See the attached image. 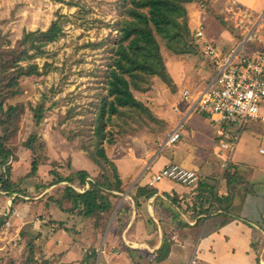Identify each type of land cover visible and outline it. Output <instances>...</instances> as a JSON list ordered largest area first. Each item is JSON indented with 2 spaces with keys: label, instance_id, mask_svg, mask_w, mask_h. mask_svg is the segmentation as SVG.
Segmentation results:
<instances>
[{
  "label": "rangeland",
  "instance_id": "374dc122",
  "mask_svg": "<svg viewBox=\"0 0 264 264\" xmlns=\"http://www.w3.org/2000/svg\"><path fill=\"white\" fill-rule=\"evenodd\" d=\"M207 1L211 12L202 10L201 4L189 8L192 31L200 17L211 44L224 45V49L238 45V32L220 22L225 17L220 9H212L215 1ZM251 1L242 2L251 5ZM123 5V0H0V49L15 46L24 32L46 29L55 19H59L62 26L59 37L41 46L42 54L33 59L39 66V73L22 78L19 94L9 99L10 103L22 104L24 110L15 119V124L6 130L8 138L5 145L14 154L6 165L0 164V176L5 174L16 188L21 189V193L5 198L6 191L0 187V214L6 217L0 229V264H103L104 233L109 228L112 231L118 228L114 211L123 197L128 198L126 195L138 180L136 176L145 167V158L140 156L142 149L147 143L154 142L156 145L153 146L157 147L154 153H158V143L164 144L167 133L180 119L176 112L173 113L171 107L174 106L171 104L183 101L181 91L184 86L195 94L208 85L204 83L205 73L211 69L206 67V57H202L198 50L195 53L172 54L160 39L166 71L178 87L176 93L169 92L166 85L155 78L157 89L154 92L132 90L136 99L145 104L155 119L143 112H126L104 117L98 122V104L106 93V73L113 55L111 46L118 35L114 23L121 16ZM255 12L258 16L263 14L264 18V0H257ZM219 24L224 27L223 30H219ZM260 30L257 35L264 38V20ZM213 35H217L218 39ZM191 77L203 82L202 85L198 82L194 87L189 81ZM39 105H42V118L36 124L32 108H39ZM197 111L194 109L192 114ZM102 124L100 141L105 153L116 162L123 179H129L122 192L114 191L120 198L113 199L115 208L103 233L94 240L97 256L89 258L92 243L89 241L94 239L90 229L92 219L86 222L82 215L70 212V203L65 195L71 192L69 187L84 191L93 179L95 165L83 150L86 146L92 148L95 145L97 136H94V127ZM3 132L0 129V134ZM107 139L113 142L109 144ZM32 141H37L35 148H27L26 145ZM39 141L43 144L37 147ZM247 143L245 150L251 149L254 159L264 160V154L258 151L264 148V140L252 137ZM165 150L170 148L166 147L162 153ZM34 159L38 163L37 170L31 174ZM161 160L160 156L155 158L154 164ZM103 169H110V173L114 170L108 163ZM77 170H85L89 174L84 185H79L76 175L72 174ZM130 173L132 176L128 177ZM59 176L67 180L56 181ZM166 179L182 185L180 181ZM18 195L21 197L12 202L13 197ZM256 208L240 203L236 214L243 216L242 211L251 220H260L262 210L258 207L255 211ZM137 224L135 222L133 228ZM261 226H264L263 222ZM175 229L173 224L168 225L167 233L180 237V232ZM89 230L91 233H88Z\"/></svg>",
  "mask_w": 264,
  "mask_h": 264
},
{
  "label": "trees",
  "instance_id": "16d2710c",
  "mask_svg": "<svg viewBox=\"0 0 264 264\" xmlns=\"http://www.w3.org/2000/svg\"><path fill=\"white\" fill-rule=\"evenodd\" d=\"M123 2L122 14L114 23V29L117 30L118 35L111 46L113 55L106 73V93L98 104V122L104 117L110 118L113 115L126 112H137V114L143 112L155 119L145 104L136 99L132 90L145 89L146 92L150 90L154 92L157 89L154 79L158 78L166 85L169 92L176 93L178 87L173 84L166 71L159 40L164 42L165 48L172 54L195 53L198 50L202 55L199 44L193 38L189 8L191 5L201 4L202 10L211 12L207 0H123ZM216 18L219 19V16L216 15ZM220 22L232 27V24L225 23L224 19ZM61 31V23L59 19H55L46 29L24 32L15 46L0 49V129L4 130L0 134V164L6 165L8 159L13 157V151L5 145L8 138L6 130L10 125L15 124V119L24 110L22 104L10 103L9 99L19 94V84L22 78L39 73V66L33 62V59L42 54L41 46L56 40ZM24 61H28V63L22 64ZM141 85L144 86L141 87ZM32 110L35 123L39 124L42 118V105H39V108H32ZM128 116H130L129 113ZM103 126L102 124L94 127V136H97L95 145L92 148L86 146V149L83 150L95 165V176L88 182L89 186L83 192L69 187L71 192L65 195L66 200L70 203L68 210L82 215L84 219H92V229L100 234L103 233L115 208L114 200L120 198V195L114 191H123L116 163L106 155L100 141ZM36 142L32 141L26 147L34 149ZM112 142L113 140L107 139V143L111 144ZM41 144L43 142L39 141L37 147ZM107 163L113 166L114 170L111 173L110 169L106 171L103 169ZM37 164L34 159L31 163V174L36 172ZM72 174L76 175L79 185H84L85 178L89 176L85 170H77ZM4 175L0 176V187L6 191L5 198L16 192L21 193V189L16 188V185ZM224 177L228 185L232 183L236 175L234 171H225ZM57 180L67 179H62L59 176L56 178ZM210 180L211 178L200 179L194 185L182 183L184 187L189 188L188 192L164 193L165 199L160 196L154 198V219L159 222H156L152 217L145 216V224L152 227L154 235L158 234L159 224L162 229L160 246L152 253L147 252V254H153L156 262L162 261L168 255L173 243L166 231L169 224L186 225L189 220L197 222L212 210L220 208L226 211L231 207L230 197L234 196V188L228 186L233 190V193L228 192L226 195H220L217 186ZM155 192L156 188L153 185L141 184L140 181L134 183L130 189V195L136 208L135 221L143 219L140 207L142 205L146 207L147 201ZM19 195L13 197L12 202H15L17 197L20 198ZM131 208L126 200L115 212L114 220L118 224V230L115 231L117 236H121L125 226V217L130 215ZM166 216H170L169 224L164 221ZM5 218L0 214V229L5 223ZM89 248L91 250L89 258L97 256L96 248L93 245ZM85 257L87 259V256Z\"/></svg>",
  "mask_w": 264,
  "mask_h": 264
},
{
  "label": "crops",
  "instance_id": "0c3cea01",
  "mask_svg": "<svg viewBox=\"0 0 264 264\" xmlns=\"http://www.w3.org/2000/svg\"><path fill=\"white\" fill-rule=\"evenodd\" d=\"M212 1H215L212 3L215 7L212 6V9L218 8V10H221L226 4V0ZM238 1L242 2L246 0ZM242 3L247 7H254L255 10L257 0L251 1V5H247L244 2ZM193 6L194 5H191V7ZM192 13H194V11ZM224 19L225 23L231 25L228 17ZM196 22L194 24H196ZM221 29L223 30L224 27L219 24V30ZM213 37H217L218 39L217 35H213ZM219 43L222 44V42ZM215 47L224 50V45ZM206 65V67L211 69L210 72L208 71L205 73L204 83L207 85L213 79L215 69L208 61H206ZM189 81L192 82L194 87H196L198 82L201 85L203 83L200 82V80L195 81V78L193 80L192 77ZM184 88L186 87L184 86ZM171 105L174 106V108L171 107L173 113L175 114L176 112L177 116L180 118L172 127L175 128L177 125L180 126L179 137L172 144H166L164 141V144L160 145L161 143L159 142L158 153H154V149H157V147L155 148L153 145H156V143H147L145 145L141 151L142 153H140V156L145 158H141V160H145V167L143 171L136 176L138 177L137 182L140 181L141 184H148L152 175L157 173L164 165L175 163L186 169L193 170L199 174L201 179L211 178L210 181L215 183L220 195H226L228 192L233 193V190L229 189L228 186L233 187L235 192L234 196L232 198L230 197L231 207L226 211L220 208L212 210L209 214L202 216L199 221L189 220L186 225L171 223L173 227L176 228L175 230L180 232V237H175V235L170 236L168 234V237L173 241L170 251L162 261L156 262L153 258V254H147V252L152 253L160 246L162 229L159 226L158 234L154 235V233H152V227L148 226L147 223L145 224V216L152 217L153 219L155 218L154 198L156 196L165 199L166 196L164 193L172 194V192H176L180 194L188 192L189 188L186 186L181 188L182 185L166 178L161 179L154 184L156 192L149 198L146 207L145 205L140 207V214L143 219H139L138 221H135L136 208L129 191L126 195L128 198L123 197L124 199L118 203V207L123 201L127 200L132 207L131 213L129 216L125 217V226L121 236H117L115 230L112 231L110 228V230L107 229L105 231L104 252L102 253L104 258L102 257V263L264 264V226H261V223H264V160L259 161L254 159L251 149L245 150V147L248 146V138L251 140L252 137H257L264 140V102L259 106V118L247 121L237 130V143L232 153L231 161L226 169L221 166V162L225 156L224 152L219 147L221 137L218 136V129L221 123L216 122L210 115L198 109L197 112L201 113L197 114L196 112V114H192L194 109L190 110L191 101H180L178 103L174 101ZM166 147H169L170 150H165V152L162 153ZM262 149L264 148L258 149L260 154H264L261 151ZM152 153L154 157L149 160ZM159 156L162 160L155 165V158ZM93 168L94 171L95 167ZM225 171H234L236 175L232 183L228 185L225 177L223 178ZM118 173L124 187L129 178L123 179L119 169ZM95 174L93 176H95ZM127 176H132V173L129 175L127 174ZM194 184L195 183L192 185ZM240 203L245 207H250L251 205L257 208L259 207V209L262 210L260 211V220H251L247 216H244L247 214L242 211L241 213L244 214L243 216L236 214V210H238ZM257 208L255 211H257ZM116 211H114V214ZM257 213L258 212H256V214ZM154 220L159 222L156 219ZM169 220L170 216H166L164 219L166 224H169ZM84 221L88 222L87 219H84ZM135 222L138 224L136 228H133ZM90 229L93 232L91 236H93L94 239L89 242H92L91 245H95L96 242H94V240L98 238V234L100 233L92 229L91 225ZM91 231L89 230L88 233H91ZM166 231L168 232V230ZM170 232L171 231H169V233ZM84 235L90 236V234ZM106 249H108L107 252Z\"/></svg>",
  "mask_w": 264,
  "mask_h": 264
},
{
  "label": "built area",
  "instance_id": "2783aa9c",
  "mask_svg": "<svg viewBox=\"0 0 264 264\" xmlns=\"http://www.w3.org/2000/svg\"><path fill=\"white\" fill-rule=\"evenodd\" d=\"M220 13L228 17L238 32V45L217 49L206 38L205 25L200 17L193 28V38L201 48L202 56L215 69L213 79L195 94L187 88L181 91L183 101H191L190 110L198 109L221 123L219 147L225 156L221 166L226 169L237 143V130L251 119L259 118V106L264 102V38L259 33L264 20L254 7H247L237 0H226ZM256 15V16H255ZM179 125L168 134L166 144L179 137ZM264 153V149L261 150ZM170 178L183 184H193L199 175L178 164L164 165L152 175L149 185Z\"/></svg>",
  "mask_w": 264,
  "mask_h": 264
}]
</instances>
